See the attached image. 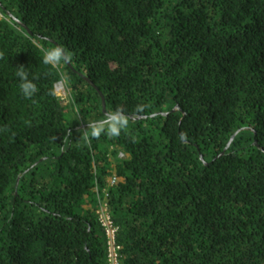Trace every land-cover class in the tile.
<instances>
[{
  "label": "trees",
  "instance_id": "16d2710c",
  "mask_svg": "<svg viewBox=\"0 0 264 264\" xmlns=\"http://www.w3.org/2000/svg\"><path fill=\"white\" fill-rule=\"evenodd\" d=\"M0 14V264H108L104 201L118 264H264V0H0ZM57 44L71 64L43 63ZM116 109L127 131L78 139Z\"/></svg>",
  "mask_w": 264,
  "mask_h": 264
},
{
  "label": "clouds",
  "instance_id": "9594fccd",
  "mask_svg": "<svg viewBox=\"0 0 264 264\" xmlns=\"http://www.w3.org/2000/svg\"><path fill=\"white\" fill-rule=\"evenodd\" d=\"M42 60L46 65L53 67H59L61 64H71L74 59V53L63 45H55L50 48L41 47ZM3 53H0L2 57ZM15 75L18 77L19 89L21 95L26 99H31L37 92L38 88L35 83L37 77L31 75L28 68L24 66H18ZM31 75V79H30ZM63 80H67L66 75L62 76ZM148 105H137L136 112L140 113ZM130 125V114L126 111H121L116 109L105 113L102 118L94 119L86 124L83 129H78L80 135L79 140H81L85 145L91 144L92 140L98 139L102 135L115 138L119 137L122 132L127 131ZM11 129L4 125L0 127V132H9ZM68 135H72L71 130L68 131Z\"/></svg>",
  "mask_w": 264,
  "mask_h": 264
},
{
  "label": "built area",
  "instance_id": "2783aa9c",
  "mask_svg": "<svg viewBox=\"0 0 264 264\" xmlns=\"http://www.w3.org/2000/svg\"><path fill=\"white\" fill-rule=\"evenodd\" d=\"M2 15L0 14V17ZM114 180H112L113 182ZM97 217L107 239L108 264H118L119 245L116 242L117 227L114 225L109 214L107 203L101 202L97 209Z\"/></svg>",
  "mask_w": 264,
  "mask_h": 264
},
{
  "label": "rangeland",
  "instance_id": "374dc122",
  "mask_svg": "<svg viewBox=\"0 0 264 264\" xmlns=\"http://www.w3.org/2000/svg\"><path fill=\"white\" fill-rule=\"evenodd\" d=\"M55 90H56L57 95L61 98L63 104H66L68 102L67 101L68 91H67L64 83L63 82L57 83L56 87H55Z\"/></svg>",
  "mask_w": 264,
  "mask_h": 264
},
{
  "label": "water",
  "instance_id": "95a60500",
  "mask_svg": "<svg viewBox=\"0 0 264 264\" xmlns=\"http://www.w3.org/2000/svg\"><path fill=\"white\" fill-rule=\"evenodd\" d=\"M92 84V83H91ZM93 85V84H92ZM101 99H102V106H103V111H105V103H104V98L101 95ZM175 109H178V107H176Z\"/></svg>",
  "mask_w": 264,
  "mask_h": 264
},
{
  "label": "bare ground",
  "instance_id": "6f19581e",
  "mask_svg": "<svg viewBox=\"0 0 264 264\" xmlns=\"http://www.w3.org/2000/svg\"><path fill=\"white\" fill-rule=\"evenodd\" d=\"M61 86V85H60Z\"/></svg>",
  "mask_w": 264,
  "mask_h": 264
}]
</instances>
